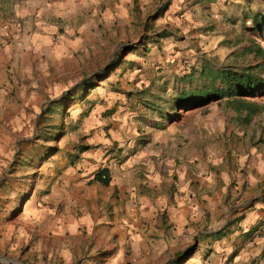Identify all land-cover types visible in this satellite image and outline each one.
Instances as JSON below:
<instances>
[{
  "label": "rangeland",
  "instance_id": "obj_1",
  "mask_svg": "<svg viewBox=\"0 0 264 264\" xmlns=\"http://www.w3.org/2000/svg\"><path fill=\"white\" fill-rule=\"evenodd\" d=\"M56 3H69V10L63 6L64 12L71 11L76 21L81 20L86 33L99 35L87 45L88 51L62 61V76L57 75V81L39 80L37 85L48 91V98L31 104L22 102L20 114L17 108L0 117V155L6 158L0 166V264H32L25 256L28 239L25 245L18 242L23 233L32 230L24 219L26 208L36 199V192L41 198L53 186L59 194L70 195L63 178L64 170L69 168L57 161L68 160L73 167L81 160L78 153L82 145L95 140L100 124L114 121L120 111L133 112L140 121L148 116L147 111L165 116V124L158 123L170 138H182L184 133L194 137L198 132L197 148L177 150L183 164L198 165V181L186 178L178 183L200 187V200L208 196L220 216L225 208L228 213L247 208L251 201L247 203L245 192L259 195L262 190L259 199L264 201V111L247 123V112L236 109L234 98L195 109L175 108L183 91L195 92L204 84V72L245 71L262 63L253 50L258 45L264 48V0H0V33H24L23 22L36 12L42 13L43 22H55L49 13ZM260 16L263 25L255 28V17ZM59 19L58 24H67L62 17ZM164 33L168 37H160ZM128 47L135 50L130 52ZM124 59L131 65L99 82L96 90L97 108L122 110L101 113L94 121L83 112L79 100L66 99L63 113L62 108L47 110L52 104L47 100H60L64 91L75 92L77 87L73 85L80 80ZM253 72L264 78V72ZM114 92L126 96L123 105L115 102L114 107L105 100ZM245 100L264 106V89ZM61 125L65 135L52 140L57 136L55 128ZM190 128L195 133H190ZM54 149L60 155L53 158ZM222 193L225 202L218 198ZM208 201L203 204L211 207ZM201 209L208 216V210L203 206ZM208 217L212 219L210 211ZM208 217L197 224V229L193 227L192 234L186 231L183 242L175 238L173 251L149 264H172L185 250L197 246L196 257L198 253L208 254L205 239L214 229ZM215 221V229L223 227L222 221Z\"/></svg>",
  "mask_w": 264,
  "mask_h": 264
},
{
  "label": "crops",
  "instance_id": "obj_2",
  "mask_svg": "<svg viewBox=\"0 0 264 264\" xmlns=\"http://www.w3.org/2000/svg\"><path fill=\"white\" fill-rule=\"evenodd\" d=\"M60 4L56 3L49 13L55 22H43L42 13L36 15L37 12L32 11L35 16L23 22L24 33H0V117L17 108L20 114L22 102L31 104L48 98V91L37 85L39 80L57 81L62 76V61L82 54L83 50L88 51L87 45L98 37L99 33H86L82 21H76L71 11L64 12L63 6L69 10V3ZM60 17L67 24H58ZM83 81L73 87L79 89ZM59 85L54 83V86ZM96 90L80 101L82 91L79 89L75 99L81 102L90 121L99 120L101 113L109 115V110H122L115 104L123 105L127 100L125 95L110 94L105 100L115 108L106 106L100 110L96 106L99 94ZM70 93L72 89L64 91L58 101L47 100L52 102L47 110L62 108L63 113L64 106L57 103L71 101ZM146 114L145 120L140 121L135 113L120 111L114 121L100 124L95 140L82 145L78 153L81 160L78 158L80 161L73 167L68 165V160L57 161L69 168L64 170L63 178L71 193L68 196L59 194L55 186L41 198L36 192V199L24 213L32 230L18 239L22 245L27 239L30 243L26 259L32 264H149L173 251L175 238L177 242L186 240L182 239L183 234L186 231L192 234L193 227L197 229V224L204 222L210 211L212 219L208 218L214 223V229L208 231L205 239L208 254L198 253L196 257L198 246L188 248L195 253L184 259L185 250L172 264L179 258L177 264H264V201L259 199L262 190L259 195L244 193L249 198L247 203L251 201L247 208L235 213H228L225 208L220 216L208 196L200 200V187L189 186L184 181L178 183L179 179L186 178L198 181V165L195 162L183 164L177 152L187 147L197 148L198 132L190 128L194 137L184 133L182 138H170L161 127L167 118L152 111ZM59 128L62 130H56ZM63 129L61 125L55 131L65 135ZM54 152L53 158L60 155L58 149ZM5 159L0 155V166ZM102 169L109 170L111 183L108 187L95 180ZM176 175L178 180H175ZM218 198L226 201L223 193ZM204 200H209L211 207L208 204L206 207ZM202 206L208 210V216H204ZM215 219L223 222L222 228L215 229ZM195 257L196 262L192 261Z\"/></svg>",
  "mask_w": 264,
  "mask_h": 264
},
{
  "label": "trees",
  "instance_id": "obj_3",
  "mask_svg": "<svg viewBox=\"0 0 264 264\" xmlns=\"http://www.w3.org/2000/svg\"><path fill=\"white\" fill-rule=\"evenodd\" d=\"M255 28H261L263 25L262 17H255ZM168 33H164L160 35V37H168ZM128 47L127 50L133 52L135 49H130ZM140 48V47H139ZM137 48V49H139ZM149 51V50H146ZM253 53L256 54L258 58L262 60L256 69H249L245 71H233L230 69H222L216 71H209L208 73L204 72L203 76L205 78L204 84L199 87L195 92L194 91H183L180 96L176 99L175 108H184V109H195L204 107L206 105L211 104L212 102L222 100L224 98H234L236 102V109L239 111L245 110L247 112L246 122L249 123L252 117L260 114L264 111V106H259L255 103H250L246 101L247 98H252L260 93L264 89V78L259 74L255 75L253 70L256 72H264V48L258 45ZM125 59L121 62L116 63L114 66H108L103 71L95 73L92 77L86 79L82 82L80 86V91H82V98L88 95L92 90L98 88L99 82L107 81L111 78L113 74L118 70H122L124 72L127 67L130 66V63H125ZM119 67H116L118 66ZM70 93L69 98L71 101H75L76 97H78V90ZM78 100V99H77ZM57 105H62L63 103L59 102ZM65 108V106L63 107ZM62 130V128L56 129ZM57 136L53 137L52 140H57L62 137V133L55 132ZM61 134V135H60ZM64 136V135H63ZM55 150V149H54ZM53 150V151H54ZM95 180L102 183L104 186L108 187L111 183V176L108 169H102L95 175ZM193 249H189L185 252L183 256L184 259L187 258L190 254H194ZM180 258L175 261V263L180 262Z\"/></svg>",
  "mask_w": 264,
  "mask_h": 264
}]
</instances>
